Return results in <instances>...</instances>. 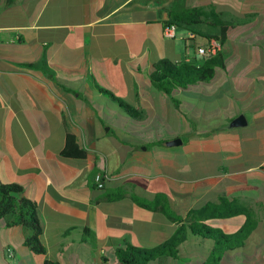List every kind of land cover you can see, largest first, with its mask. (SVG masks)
Segmentation results:
<instances>
[{
  "label": "crops",
  "instance_id": "obj_1",
  "mask_svg": "<svg viewBox=\"0 0 264 264\" xmlns=\"http://www.w3.org/2000/svg\"><path fill=\"white\" fill-rule=\"evenodd\" d=\"M6 1L0 0V182L22 185L37 205L46 253L25 245L31 230L1 219L0 264H118V248L140 247L139 239L140 248L154 249L180 228L177 255L151 264L214 263L212 241L191 226L236 233L246 215H223L235 201L256 215L260 231L264 0ZM185 9L199 10L201 23L178 26L186 30L179 37L183 52L178 29L174 39L163 30L172 14ZM223 27V67L210 82L177 90L176 107L153 87L156 66L191 59L201 65L203 58L192 57L191 49L197 52ZM101 89L140 115L130 116L114 101L110 107ZM198 102L204 106L196 108ZM189 111L208 121L194 124ZM240 115L248 125L232 126ZM159 128L173 137H144ZM68 133L88 150L86 160L61 158ZM177 138L181 145H166ZM110 146L115 161L106 151ZM133 158L144 159L147 172L125 173L144 165ZM139 182L150 187L138 192ZM261 244L249 253L224 254L218 264L264 262Z\"/></svg>",
  "mask_w": 264,
  "mask_h": 264
},
{
  "label": "trees",
  "instance_id": "obj_2",
  "mask_svg": "<svg viewBox=\"0 0 264 264\" xmlns=\"http://www.w3.org/2000/svg\"><path fill=\"white\" fill-rule=\"evenodd\" d=\"M14 0H7L12 3ZM200 12L195 9H185L181 13L171 15V21L167 24H176L177 26H194L201 23ZM226 27H223L220 36L215 37L223 44L226 40ZM211 39V38H209ZM208 39V40H209ZM222 54L215 57H203L202 64L198 65L194 59L182 62H172L163 60L156 66L151 75V82L156 90L169 95L171 101L176 107L180 106V101L176 98L177 90H185L196 83L210 82L219 67H223ZM101 91L114 102H116L127 114L132 117H138L140 112L130 104L120 100L110 91L101 89ZM63 159H72L84 161L89 157L87 149L82 147L76 134L68 133L65 146L60 153ZM238 202L228 203L232 209L224 216H234L238 213L246 215L247 220L243 227L234 234H224L219 230H213L206 225L191 226L194 234L200 235L204 241H212V262L218 264L224 254H233L235 252L249 253L251 244L259 243L256 240L251 241L256 233L259 220L249 209L238 208ZM145 207H148L145 205ZM6 219L8 226H22L32 231V234L24 241L25 245L35 254H45L46 249L41 242L43 235V226L37 215V205L24 196V188L17 183L5 184L0 182V220ZM88 230V229H86ZM182 229L180 228L175 236L154 249H144L127 244L123 248H118V264H151L163 256L175 257L177 255L178 243L183 241L181 238ZM213 263V264H214ZM46 264H59L55 262H46ZM105 264H108L105 261Z\"/></svg>",
  "mask_w": 264,
  "mask_h": 264
},
{
  "label": "rangeland",
  "instance_id": "obj_3",
  "mask_svg": "<svg viewBox=\"0 0 264 264\" xmlns=\"http://www.w3.org/2000/svg\"><path fill=\"white\" fill-rule=\"evenodd\" d=\"M186 33V30H184L183 28H179L178 29V36H177V39L179 40L180 38V34H185ZM179 46L181 47V50H183V52L186 50L185 49V42L183 40H179L177 41ZM192 50V57H197V59H202L203 56L197 54V52L195 51L194 48L191 49ZM219 76H216L215 78V81L218 80ZM109 99L108 101L111 102V104H108L110 107H112L114 104L113 100L110 99V98H107ZM197 105L196 108H202L204 106L203 103L201 102H198V103H195ZM207 110H205L204 114L207 115ZM120 115V113H118ZM209 114V113H208ZM189 115L192 117L191 118V122H193L194 124H198V125H201V124H204L206 121L208 120H205V117L203 115V113L201 112V115L199 117L196 116V113L193 112V111H189ZM226 118V116L224 115V119ZM150 120H147V122H149ZM216 120H212L211 122H215ZM137 122V124H142L144 123L143 120H138V121H135ZM109 127H107L106 129H108ZM148 133V132H146ZM145 138H148L149 140L151 139H154V141H158L160 139H166V138H171L173 137L172 134H169L167 132H162L161 131V128H159L158 130H156L153 134H146L144 136ZM186 141V139H185ZM143 149L145 150L146 149V146L143 147ZM107 153H108V156L110 157V159L112 161H115L116 160V157H117V152L116 150L114 149V146H110L109 148L106 149ZM135 158H133L132 160H134ZM135 160H143L144 162V165H139V166H135V165H131L129 167H126L125 168V173H131L133 171H137L139 173H145L147 172V165H146V162L144 159H140V158H136ZM147 187H150V185L148 186L146 182H142L138 184V188H137V191L138 192H145L146 191V188ZM159 190H162V188H160L159 186H157ZM253 240H256L259 242V244H261V246H264L263 244V241H264V225H260V231H257L256 233H254V235L252 236L251 238ZM135 243V242H134ZM136 245L137 246H140L142 247V242L138 239L136 241ZM250 244L252 245V243L250 242ZM253 246H255L253 244ZM223 258V257H222ZM206 264H213V263H206ZM223 264H236V263H233V261H231V259H227ZM237 264H264V262H254L253 260L249 261L248 263H237Z\"/></svg>",
  "mask_w": 264,
  "mask_h": 264
},
{
  "label": "built area",
  "instance_id": "obj_4",
  "mask_svg": "<svg viewBox=\"0 0 264 264\" xmlns=\"http://www.w3.org/2000/svg\"><path fill=\"white\" fill-rule=\"evenodd\" d=\"M178 26L176 24H167L164 27L163 33L164 36L168 39L176 38ZM190 39H196V35L193 32L189 33ZM223 51V43L216 39L211 38L207 41V43L203 46H199L197 48V53L203 57H215ZM104 178L102 175H98L96 178V182L98 183L99 188H103L104 186Z\"/></svg>",
  "mask_w": 264,
  "mask_h": 264
},
{
  "label": "water",
  "instance_id": "obj_5",
  "mask_svg": "<svg viewBox=\"0 0 264 264\" xmlns=\"http://www.w3.org/2000/svg\"><path fill=\"white\" fill-rule=\"evenodd\" d=\"M248 125V120L245 115L238 116L233 122L232 126L234 127H245ZM183 143V141L180 138L168 141L166 143L167 146L173 147V146H179Z\"/></svg>",
  "mask_w": 264,
  "mask_h": 264
}]
</instances>
